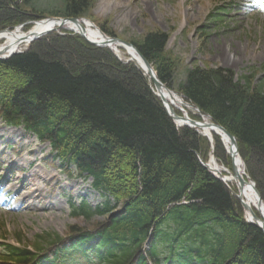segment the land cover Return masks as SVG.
I'll use <instances>...</instances> for the list:
<instances>
[{
  "label": "trees",
  "instance_id": "trees-1",
  "mask_svg": "<svg viewBox=\"0 0 264 264\" xmlns=\"http://www.w3.org/2000/svg\"><path fill=\"white\" fill-rule=\"evenodd\" d=\"M92 2L62 0L47 16L38 0H0V31L86 18ZM169 39L151 32L129 42L167 88L235 137L264 201V77L195 66L177 81ZM0 119L49 143L62 169L91 179L103 199L94 209L69 200L71 217L87 227L38 235L33 249L1 245V264H264L263 231L202 165L207 139L178 128L139 67L108 48L54 33L0 61ZM214 153L227 160L218 137Z\"/></svg>",
  "mask_w": 264,
  "mask_h": 264
},
{
  "label": "rangeland",
  "instance_id": "rangeland-1",
  "mask_svg": "<svg viewBox=\"0 0 264 264\" xmlns=\"http://www.w3.org/2000/svg\"><path fill=\"white\" fill-rule=\"evenodd\" d=\"M92 1L85 19L117 39L129 42L151 32L168 34V55L179 65L177 81L195 66L229 69L237 79L252 73L264 77V0ZM61 3L38 0L37 7L49 16ZM63 32L71 31L55 33ZM207 144L209 159L212 147ZM219 163L231 168L232 161L228 155ZM91 182L61 170L48 144L0 120V184L9 187L0 188V243L33 249L38 235L64 237L71 226L87 227L70 216L67 199H86L96 207L102 198L90 188Z\"/></svg>",
  "mask_w": 264,
  "mask_h": 264
},
{
  "label": "bare ground",
  "instance_id": "bare-ground-1",
  "mask_svg": "<svg viewBox=\"0 0 264 264\" xmlns=\"http://www.w3.org/2000/svg\"><path fill=\"white\" fill-rule=\"evenodd\" d=\"M62 30H70L82 34L90 42L96 44L108 45L107 41L109 37L87 19L67 22L46 19L37 21L36 24H33L28 29L23 28L15 31L0 32V58H5L13 53L17 54L25 51L33 44L30 42L31 38L39 36L44 37L45 35H48L49 32L55 33ZM109 46L120 59L131 60L142 70L153 87V90L158 95V98L166 106L168 111L176 117V122L179 126H182L179 117L186 116L192 120L190 116H194L196 117V119H194L195 122L201 124V127L198 128L197 131L202 137L209 141L211 147H215L216 137L221 140L227 155L231 158V168L221 165L214 155L209 157L206 164L216 177L224 179V184L228 186L231 194L234 193L236 196L233 197L239 201L241 205L246 207V210H244L242 206L245 220L254 221L264 228V201L260 197L261 195L259 196L260 193L258 194L253 180L246 174L244 163L239 152H235V144L233 141L223 131L216 128L208 117L202 116L201 113L181 95L171 91L164 85L156 87L154 84L156 78L154 69L149 67L141 59L135 49H131L118 43ZM179 113L181 115H179ZM10 132L12 134H17V131L15 130H10ZM0 188L3 189L9 187L2 185Z\"/></svg>",
  "mask_w": 264,
  "mask_h": 264
},
{
  "label": "water",
  "instance_id": "water-1",
  "mask_svg": "<svg viewBox=\"0 0 264 264\" xmlns=\"http://www.w3.org/2000/svg\"><path fill=\"white\" fill-rule=\"evenodd\" d=\"M49 20V19H48ZM53 20H59V21H64V22H67V21H81L82 19H53ZM29 24H36L35 22H31V23H29ZM24 28V25H22V26H20V27H18V28H16L15 30H18V29H23ZM7 31H9V30H6V31H4V32H7ZM51 32H49L48 34H50ZM79 36H81L82 38H84L90 45H93V46H96V47H105V48H109V49H111L112 50V48L109 46V45H112V44H122V45H124V46H126V47H129V48H131V49H135L136 51H137V49L131 44V43H128V42H126V41H123V40H120V39H116V38H109L108 39V45H102V44H96V43H93V42H90L88 39H86V37L85 36H83L82 34H79V33H77ZM40 38H42V36H39V37H34V38H31L30 39V42H34V41H37V40H39ZM20 53H22V52H19V53H17V54H20ZM137 53L139 54V56L141 57V59L149 66V67H151L152 69H154L153 67H152V65L148 62V61H146V59H144V57L137 51ZM14 55H16V53H13V54H11V55H9L8 57H5V58H0V60H6V59H9V58H11L12 56H14ZM128 62H132L131 60H129ZM155 71V70H154ZM155 76H156V78H155V80H154V84L156 85V87H159L160 85H163L161 82H160V80L158 79V76H157V73H156V71H155ZM156 96L158 97V95L156 94ZM164 105V104H163ZM195 109H197L200 113H201V115L202 116H206V117H208L211 121H212V123H213V125L216 127V128H218L219 130H221V131H223L232 141H233V143L235 144V152L236 153H238V142H237V140L235 139V137H233L230 133H228L223 127H221L218 123H216L212 118H211V116L210 115H208L207 113H205V112H203V111H201L196 105H194V104H191ZM164 107H165V109H166V111L168 112V114L170 115V117L174 120V122L177 124V119H176V117L173 115V114H171L169 111H168V109L166 108V106L164 105ZM179 120H181V122H182V126H179V127H189V128H191V129H194V130H198V128H200L201 127V124H199L198 122H195L194 120H190L189 118H187L186 116H184V117H179ZM212 155H214L213 153H212ZM202 165L204 166V168H206L209 172H211L212 173V171L209 169V166L207 165V164H203L202 163ZM213 174V173H212ZM216 177V176H215ZM216 178H218V177H216ZM219 180H221L222 182H225L224 181V179L223 178H221V177H219L218 178ZM254 183V182H253ZM254 186H255V188L257 189V187H256V184L254 183ZM257 192H258V190H257ZM233 194V196H235V194L234 193H232ZM258 194H259V192H258ZM259 196H260V194H259ZM236 197V196H235ZM261 197V196H260ZM243 206V208H244V210H246V207L244 206V205H242ZM248 223H250L251 225H254V226H256V227H258L259 229H261L262 231H263V233H264V228L262 227V226H260L258 223H256V222H254V221H248Z\"/></svg>",
  "mask_w": 264,
  "mask_h": 264
}]
</instances>
